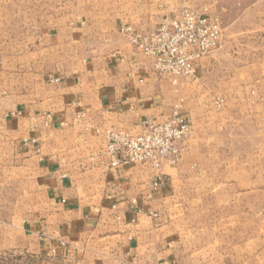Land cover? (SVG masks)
I'll return each mask as SVG.
<instances>
[{
	"label": "crops",
	"instance_id": "crops-1",
	"mask_svg": "<svg viewBox=\"0 0 264 264\" xmlns=\"http://www.w3.org/2000/svg\"><path fill=\"white\" fill-rule=\"evenodd\" d=\"M64 1L61 15L0 49V251L27 247L84 264H202L191 230L184 223L169 232V217L178 178L197 169L201 179L196 174L224 164L211 159L219 148L209 137L234 113L199 106L212 94L228 97L215 64L210 68L219 52L204 56L197 79L180 85V94L198 104L197 130L183 142L181 162L167 166L154 189L150 166L110 167L102 151L108 130L135 135L143 121L171 115L175 86L121 29L151 32L173 14L163 2L157 16L113 18L91 0ZM193 2L220 17L225 46L241 38L242 57L252 58L240 66L241 93L256 87L257 120L264 121V0Z\"/></svg>",
	"mask_w": 264,
	"mask_h": 264
},
{
	"label": "rangeland",
	"instance_id": "rangeland-1",
	"mask_svg": "<svg viewBox=\"0 0 264 264\" xmlns=\"http://www.w3.org/2000/svg\"><path fill=\"white\" fill-rule=\"evenodd\" d=\"M183 1L91 0L96 7H99L96 8L97 11L101 12L103 9L104 14L113 18L125 17L134 20L146 13L157 16L163 2L166 3L169 13L172 12L173 15L170 16L186 8L208 13L205 9L197 8L193 4L194 0H185L186 5L182 8ZM64 2V0H0V49H3L4 44L10 40V43H14L17 34L24 33L29 36L36 33L44 24L61 15L65 7ZM221 24L222 41L218 48L211 52L219 53L212 56L209 61L210 68L215 64L213 74L220 86L228 89V97L212 94L209 101L202 100L199 106L202 108L204 106L207 112L212 110L218 113L223 111L234 113L232 120L217 122L221 135L218 131L213 133L218 134L214 138L209 137L210 142L219 148L217 151H212L211 159L224 164L220 166L218 163L217 169L211 168L196 174L198 177L203 176L201 179L195 177L194 170L197 169H193L186 176L185 181L178 178L173 183L174 191L170 204L174 213L169 217V224H172L169 232L175 231L180 224L182 226L185 223V227L191 230L189 239L199 244L200 249L197 250V254L202 264L204 262L264 264V121L257 120L256 113L260 109L258 106L260 100L257 101L256 87L246 89L248 94H242L240 88L242 78L240 66L252 58L242 57L240 37L233 36L225 46L226 32L222 21ZM240 27L241 25H237L236 28L240 29ZM244 43L247 49L248 41ZM255 45L254 41L250 42V46ZM221 49L224 50L220 52ZM198 68L194 78L183 79L179 86L174 88L178 97L172 104L171 113L175 105L181 102L180 111L191 122V134L185 141L191 137L195 138L193 135L195 128L197 130L198 120L193 118V113L198 104L196 101L194 103L191 97L187 101L185 96L180 94V85L196 80ZM228 80L229 83H224ZM241 97H245L243 101ZM206 140L208 138H205L204 143ZM183 156L184 149L182 158ZM229 157L231 160L228 159ZM227 160H230L228 167L225 166ZM241 161H243L242 165ZM257 164L259 168H256ZM249 166H252V169H249ZM227 168L229 169L226 170ZM0 264L84 263L74 258H55L26 247L0 251Z\"/></svg>",
	"mask_w": 264,
	"mask_h": 264
},
{
	"label": "built area",
	"instance_id": "built-area-1",
	"mask_svg": "<svg viewBox=\"0 0 264 264\" xmlns=\"http://www.w3.org/2000/svg\"><path fill=\"white\" fill-rule=\"evenodd\" d=\"M121 32L150 58L154 72L160 77L169 78L176 87L181 80L196 76L201 59L218 48L223 38L219 17L187 8L174 16H166L151 32L136 30L131 25L122 27ZM181 104L175 105L165 121H144L142 133L133 135L108 130L102 151L108 165L147 164L155 172L152 187H160L166 177L164 169L179 164L183 153L182 143L191 134V122L180 111Z\"/></svg>",
	"mask_w": 264,
	"mask_h": 264
}]
</instances>
